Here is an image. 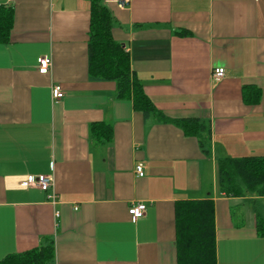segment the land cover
I'll list each match as a JSON object with an SVG mask.
<instances>
[{
  "label": "crops",
  "instance_id": "1",
  "mask_svg": "<svg viewBox=\"0 0 264 264\" xmlns=\"http://www.w3.org/2000/svg\"><path fill=\"white\" fill-rule=\"evenodd\" d=\"M103 2L156 110L207 122L208 142L144 119L114 82L89 80L88 0H0L14 12L0 43V258L51 238L52 264H176L174 204L209 198L216 264H264L251 205L217 187L218 159L264 156V0ZM101 121L108 142L89 131ZM39 174L53 175L54 199L21 185ZM133 202L145 205L137 220Z\"/></svg>",
  "mask_w": 264,
  "mask_h": 264
},
{
  "label": "trees",
  "instance_id": "2",
  "mask_svg": "<svg viewBox=\"0 0 264 264\" xmlns=\"http://www.w3.org/2000/svg\"><path fill=\"white\" fill-rule=\"evenodd\" d=\"M87 72L91 81H112L118 98L128 97L144 119L171 122L185 135L195 136L200 145L208 142L209 124L195 118L172 119L156 110L144 93L142 84L130 67L128 52L113 39L114 19L103 0H88ZM13 9L0 4V43L7 42L13 24ZM258 95V93H257ZM243 96H247L244 92ZM92 136L101 141L111 139L109 124L93 122ZM217 187L226 196L243 197L255 215L256 230L264 236V213L259 198L264 200V156L224 157L217 161ZM176 264H216L214 204L211 199L178 200L174 204ZM54 243L46 238L38 246L0 258V264H52Z\"/></svg>",
  "mask_w": 264,
  "mask_h": 264
},
{
  "label": "built area",
  "instance_id": "3",
  "mask_svg": "<svg viewBox=\"0 0 264 264\" xmlns=\"http://www.w3.org/2000/svg\"><path fill=\"white\" fill-rule=\"evenodd\" d=\"M116 5L119 8H123L127 6L130 0H115ZM37 72L39 74H48L51 70L52 59L49 55H41L36 58ZM224 68L216 67L211 71V77L213 79H221L224 77ZM64 93L62 86L59 83H54L51 86V98L53 100H59L63 98ZM134 172L138 176L143 175L142 164L137 163L134 166ZM22 186H34L39 188L44 192L51 191L53 188V175L51 174H39L37 176L27 175L21 182ZM51 199H54V193L52 191L49 194ZM128 214L130 215L132 220L140 219L144 216L145 213V205L142 202H133L129 205L127 209ZM57 215V213H56Z\"/></svg>",
  "mask_w": 264,
  "mask_h": 264
},
{
  "label": "rangeland",
  "instance_id": "4",
  "mask_svg": "<svg viewBox=\"0 0 264 264\" xmlns=\"http://www.w3.org/2000/svg\"><path fill=\"white\" fill-rule=\"evenodd\" d=\"M258 200L260 202L259 208L262 211V213H264V200H262L261 198H259Z\"/></svg>",
  "mask_w": 264,
  "mask_h": 264
}]
</instances>
